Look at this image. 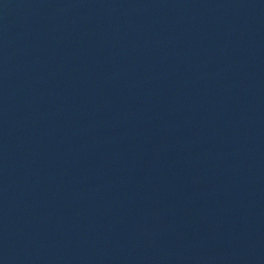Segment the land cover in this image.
Masks as SVG:
<instances>
[{"label":"water","instance_id":"obj_1","mask_svg":"<svg viewBox=\"0 0 264 264\" xmlns=\"http://www.w3.org/2000/svg\"><path fill=\"white\" fill-rule=\"evenodd\" d=\"M0 264H264V0H0Z\"/></svg>","mask_w":264,"mask_h":264}]
</instances>
